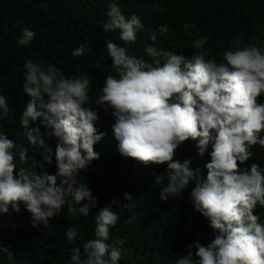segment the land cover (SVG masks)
Instances as JSON below:
<instances>
[{
	"label": "clouds",
	"instance_id": "clouds-1",
	"mask_svg": "<svg viewBox=\"0 0 264 264\" xmlns=\"http://www.w3.org/2000/svg\"><path fill=\"white\" fill-rule=\"evenodd\" d=\"M183 27L192 36L187 30L195 26ZM143 28L138 15L126 18L116 0H111L104 32L119 30L120 41L127 45L136 42ZM168 32L169 26L161 24L149 37L151 43L144 51L152 62L130 56L126 47L105 39L116 74L107 72L95 99L90 96L93 78L88 74L66 76L51 63L25 62L22 87L30 100L21 124L29 143L42 149L41 160L33 158L30 166L17 168L14 149L22 165L28 164V149L9 139L7 130L0 132V216L19 213L23 205L31 214L32 227L38 228L47 227L65 205L73 216L89 215L97 198L76 177L100 158L94 145L106 135L95 127L102 109L115 120L112 131L121 156L144 166L167 165L162 201L193 185L189 201L209 221L212 239L207 244L186 245L187 254L176 264H264V223L254 214L257 206L264 207V168L257 163L246 165L254 155L253 146L264 148V102L259 101L264 97V50L254 42L244 43L243 34L238 33L220 62L206 59L204 46L210 35L199 37L197 31L189 61L183 54L155 46L158 34L164 37ZM35 36L34 30L23 27L16 43L26 46ZM87 51L82 44L72 55L80 57ZM9 111L0 90V124ZM38 119L51 130L45 135L56 138L54 150L45 144L39 128H29V121ZM189 141L198 157L206 153L210 157L204 165L206 177L201 168H193L191 156L177 158V150ZM53 157L56 171L50 174L46 165H52ZM163 180L157 175L155 184ZM123 196L128 203L120 205L113 199L95 215V238L83 243V251L71 248L72 264H119L121 242L108 243L110 229L120 219L113 206L129 210L135 206L132 195ZM84 200L87 203L77 209ZM78 232L77 226L67 229L69 244L77 242ZM0 252L7 253L12 264L13 252L2 241Z\"/></svg>",
	"mask_w": 264,
	"mask_h": 264
},
{
	"label": "trees",
	"instance_id": "trees-1",
	"mask_svg": "<svg viewBox=\"0 0 264 264\" xmlns=\"http://www.w3.org/2000/svg\"><path fill=\"white\" fill-rule=\"evenodd\" d=\"M111 0H0V90L7 97L9 113L0 124V132L7 130L9 139L18 146L28 149V164L19 161L16 152L17 168L30 166L32 159L41 160L39 149L32 146L25 136L21 117L30 98L23 93L24 64L28 59L51 63L64 71L66 76L80 73L93 78L92 99L100 94L107 72L116 74L112 59L108 56L105 39H111L118 46L126 47L128 55L144 58L152 62L144 51L150 44L149 37L158 26L167 24L166 36L158 34V49L173 50L183 54L187 60L193 57V42L206 34L210 35L204 46L206 59L222 60V53L238 33L243 34L244 43L254 42L264 50V0H116L126 18L138 15L144 28L137 34L135 43L124 45L119 39V30L104 32L102 24L107 20L108 5ZM189 24L186 34L183 25ZM34 30V40L20 46L16 40L22 28ZM199 31V37L196 32ZM89 51L83 56L74 57L72 51L80 45ZM163 62V57H160ZM264 102V97L259 98ZM92 107H96L92 105ZM95 122L98 132L106 135L94 145L99 159L93 160L85 171L76 177L79 184H88L97 206L89 210V215L68 213L67 205L57 217L51 219L47 227H32L31 214L21 205L19 213L12 212L0 216V241L13 252L12 264H72L70 250L94 239L95 215L113 199L120 205L128 203L123 194L129 193L135 200L131 210L113 206L120 219L110 229L109 244L121 242L122 258L119 264H176V260L187 254L186 245L199 241L207 244L212 239L209 221L195 212L189 201L193 185L183 193L170 197L166 202L160 199L162 187L166 186L167 165H148L125 158L118 152V142L114 139L111 114L102 109ZM29 128H39L45 144L55 149V137L45 135L51 131L42 126L41 120L29 121ZM253 157L246 162L250 167L257 163L264 168V148L252 147ZM192 157L193 168L199 167L206 177L204 165L210 157L206 153L198 157L194 143L186 142L177 150L181 161ZM54 173L55 158L48 166ZM37 171L39 169H36ZM164 176L163 183L155 184L157 175ZM78 185H74L77 187ZM86 200L77 205L82 207ZM264 223V207L257 206L256 213ZM135 215V220L129 219ZM71 226L79 229L77 242L69 244L66 231ZM0 264H9L7 253L0 252Z\"/></svg>",
	"mask_w": 264,
	"mask_h": 264
}]
</instances>
